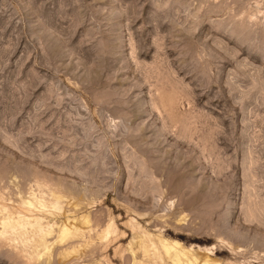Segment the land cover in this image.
<instances>
[{"label":"rangeland","instance_id":"374dc122","mask_svg":"<svg viewBox=\"0 0 264 264\" xmlns=\"http://www.w3.org/2000/svg\"><path fill=\"white\" fill-rule=\"evenodd\" d=\"M34 217L44 264H264V0H0V264Z\"/></svg>","mask_w":264,"mask_h":264},{"label":"bare ground","instance_id":"6f19581e","mask_svg":"<svg viewBox=\"0 0 264 264\" xmlns=\"http://www.w3.org/2000/svg\"><path fill=\"white\" fill-rule=\"evenodd\" d=\"M42 199H44V197H42ZM54 200L56 202H59L60 197H54ZM39 203H40L39 204V207L40 208L38 206H36L35 204H33V203L31 204L30 203V205H29V211H38L39 212V211L42 210L43 212H48V209L49 208L47 206V203L45 204V202H43V200L40 201ZM1 211L2 212H5L6 210L5 209H2ZM4 218H6V217H4ZM82 219H84V218H82ZM12 220L10 218H8V219L5 220L4 223H2L3 224V227H4V230H8L9 229V230L12 231L13 234H16V235H18L20 237H25L26 235H28L29 237L28 236H26V237L30 238L31 240H27L26 238H24V239H26L25 240V244H29L31 242L33 243L32 244V246H33L32 248L35 249V252L33 253L32 257H30V260H29L30 263H28V264H31V263L32 264H44V262H47L48 260L47 261H44L45 260V258H44V255L45 254L43 255L42 253L44 251L50 250V246L51 245H50V239H49V237H51V236L54 235V232L56 231L55 230L56 228L54 229V226H47V228H45L46 226L43 224V222L40 219H35V217H34V219H31V220L30 219H24V220L23 219H20L19 221H16V222L15 221L13 222ZM72 223L73 222L71 221V224ZM84 224H89V222H84ZM48 225H49V223H48ZM67 226L66 225L65 226H60L62 228L61 229L59 228L60 231H59L58 236H57V239H58L59 242L64 241L69 236L70 237L71 236L76 237V233L77 232H75V230H77V229H75V228H69L70 226L69 227H67ZM3 235H5V234H3ZM56 235L57 234L55 233V236ZM84 235H85V232H84ZM175 244L163 242L162 243V250L161 249L160 250L162 251V253H164V255H168L173 260V263L174 264H184L183 263V262H185L184 261V259H185L184 256L187 257L189 255H186V252L187 251L185 252L184 249H180L178 247V246H180L179 243H175ZM41 254H42V256H41ZM208 261L209 260H207V261L205 260V263L204 264H209V263H207ZM209 262H211V261H209ZM47 263H49V262H47ZM187 264H191V261L190 262L188 261ZM192 264H197V261L196 260L193 261ZM199 264H203L202 261ZM210 264H213V263H210Z\"/></svg>","mask_w":264,"mask_h":264}]
</instances>
